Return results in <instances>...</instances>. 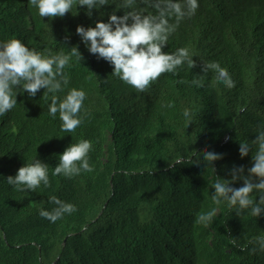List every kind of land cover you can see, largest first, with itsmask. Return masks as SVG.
Returning <instances> with one entry per match:
<instances>
[{"label": "trees", "instance_id": "obj_1", "mask_svg": "<svg viewBox=\"0 0 264 264\" xmlns=\"http://www.w3.org/2000/svg\"><path fill=\"white\" fill-rule=\"evenodd\" d=\"M121 2L109 0L91 17L78 7L49 21L28 0H0V42L16 38L45 55L79 46L84 60L73 58L65 72L69 89L85 91L88 113L75 133L62 132L59 114L49 115L52 94L41 89L34 98L20 91L17 106L0 116V264H264L256 242L264 237V215L245 210L238 217L211 198L215 176L231 179L240 165L247 175L251 153L241 159L239 142L254 140L264 126V0H198L195 15L181 21L164 49L188 48L197 67L165 74L145 93L113 76L76 34L77 26L107 22L114 10L122 16ZM138 7L155 13L141 0ZM213 61L228 70L235 88L218 83L214 72L204 87L191 84ZM81 139L93 143L94 171L52 176L59 155ZM205 148L223 155L215 173L195 165L202 159L195 152ZM35 159L49 166L51 187L14 190L7 177ZM52 196L77 211L55 223L41 217L56 207ZM212 208L214 222L197 223Z\"/></svg>", "mask_w": 264, "mask_h": 264}, {"label": "clouds", "instance_id": "obj_2", "mask_svg": "<svg viewBox=\"0 0 264 264\" xmlns=\"http://www.w3.org/2000/svg\"><path fill=\"white\" fill-rule=\"evenodd\" d=\"M155 9L154 14H145V10L138 7V0H122L119 5L124 14L118 16L114 10L107 22H96L94 27L77 26L76 34L87 47V51L104 60L113 68L112 75L119 78L124 84L139 93L149 91L151 86L165 74L178 75L185 65L194 69L197 64L188 48H179L174 53L165 52L169 37L173 35L185 18H191L199 8L198 0H141ZM30 6L38 10V15L49 21L63 18L78 7L86 8V15L92 16L93 10H99L109 5V0H28ZM78 14V13H77ZM68 38H65L67 44ZM66 48V47H64ZM67 49V48H66ZM58 54L45 55L35 49H30L21 40L12 38L0 42V116H5L17 106L19 92L27 93L29 97H36L41 89L44 94L51 95L49 115L56 118L59 114L62 132L75 133L84 123L88 115L84 101L87 95L84 90L68 88L70 78L65 69L71 66L75 58L77 63L84 60L79 46H73ZM203 75H194L191 84L202 88L209 72H214L215 80L229 90L236 87L234 80L226 68L218 62L203 63ZM180 80L178 83H186ZM61 99L57 93L65 92ZM43 94V95H44ZM172 107V105H168ZM184 117L191 119L188 109L183 112ZM226 139H231L230 137ZM93 143L81 139L72 143L59 155V163L53 168L52 176L73 178L82 172L94 171L90 164V153ZM202 159L195 163L200 166L204 163L214 173L215 162L222 160L223 155L208 148L197 153ZM251 153V167L243 165L233 166L230 170L231 179H221L215 176L212 185L214 195L212 201L219 206L227 204L229 209L235 210L240 216L248 210L252 217L264 215V126H261L256 138L252 141L239 142L241 159ZM184 163L183 159L177 162ZM7 183L18 192H35L43 186L51 187L49 166L39 159L26 163L18 169L16 175L7 177ZM238 182L242 186L233 187ZM256 194L255 196L253 194ZM258 198V199H257ZM49 202L56 205L51 211L41 210L40 215L55 223L66 214L77 211L75 205L59 200L52 196ZM217 208L201 212L197 223L209 227L214 222ZM260 251H264V237L257 238ZM233 245L236 239L231 240ZM253 253L256 251L252 249Z\"/></svg>", "mask_w": 264, "mask_h": 264}]
</instances>
